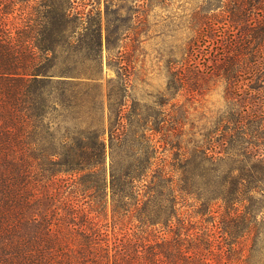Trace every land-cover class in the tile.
<instances>
[{
	"label": "trees",
	"instance_id": "obj_1",
	"mask_svg": "<svg viewBox=\"0 0 264 264\" xmlns=\"http://www.w3.org/2000/svg\"><path fill=\"white\" fill-rule=\"evenodd\" d=\"M225 7L252 46L254 92L264 0ZM95 17L73 0H0V264H264V159L237 146L264 110L184 140L181 121L126 111V68L105 102L113 47Z\"/></svg>",
	"mask_w": 264,
	"mask_h": 264
},
{
	"label": "rangeland",
	"instance_id": "obj_2",
	"mask_svg": "<svg viewBox=\"0 0 264 264\" xmlns=\"http://www.w3.org/2000/svg\"><path fill=\"white\" fill-rule=\"evenodd\" d=\"M73 1L77 11L91 10L99 19L104 37L107 25L111 32L113 49L109 59L104 50L100 79L105 102L109 89L118 86L120 70L126 68L131 75L124 91L126 111L137 109L139 118L150 121L173 117L182 123L184 140L193 141L214 128L220 135L228 121L236 123L245 120V114L264 110V72L253 92L247 80L252 76H244L252 64V46L246 49L237 29L225 24L229 0ZM211 14L212 30L202 28L200 17ZM116 56L122 57L121 63ZM261 124L248 131L253 144L243 139L237 146L264 159V121Z\"/></svg>",
	"mask_w": 264,
	"mask_h": 264
}]
</instances>
